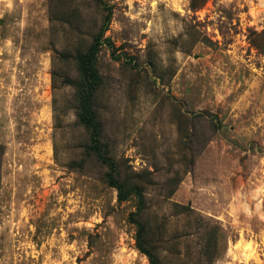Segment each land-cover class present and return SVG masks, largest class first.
Returning <instances> with one entry per match:
<instances>
[{"label": "rangeland", "instance_id": "obj_1", "mask_svg": "<svg viewBox=\"0 0 264 264\" xmlns=\"http://www.w3.org/2000/svg\"><path fill=\"white\" fill-rule=\"evenodd\" d=\"M192 1L0 0V264H264V0Z\"/></svg>", "mask_w": 264, "mask_h": 264}, {"label": "trees", "instance_id": "obj_2", "mask_svg": "<svg viewBox=\"0 0 264 264\" xmlns=\"http://www.w3.org/2000/svg\"><path fill=\"white\" fill-rule=\"evenodd\" d=\"M100 1L102 2L103 0H100ZM195 1L197 0H193L192 2L195 3ZM107 17L105 20V24L107 23L106 21L108 20ZM100 46H101V37L97 36L93 39L92 46L89 47L87 52H85L84 54H81L78 59L79 69L86 78V84L87 86H90L92 88L94 87L93 81L98 78V72L95 69L94 59H95V55L97 54V51ZM79 118H80L81 123L88 130H90L91 128L94 129L92 137L94 136V140L98 141L97 138L99 137L100 132H98V129H97L98 124L96 122V118L92 110L90 95L83 96V99L81 102V115ZM2 157H3V152H2V147L0 146V169H1ZM0 184H1V181H0ZM112 184L115 185L120 190L119 199L125 200L127 198V194L124 193L123 186L115 180H113ZM138 233H139L138 242L140 243V249H142V251L148 255L151 264H159L158 261L155 259V257L143 245V240L141 239V237L144 233V226L142 224L139 225Z\"/></svg>", "mask_w": 264, "mask_h": 264}]
</instances>
